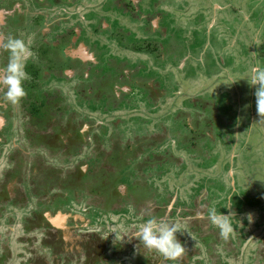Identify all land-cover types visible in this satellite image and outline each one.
<instances>
[{
	"label": "rangeland",
	"instance_id": "rangeland-1",
	"mask_svg": "<svg viewBox=\"0 0 264 264\" xmlns=\"http://www.w3.org/2000/svg\"><path fill=\"white\" fill-rule=\"evenodd\" d=\"M154 1L158 2L161 0ZM167 1L168 3L163 4L162 7L167 11L168 15L166 19H169L171 23L168 29L169 31L167 30V32H171L172 34L166 35L165 38L167 42H169L173 35L174 38L180 40L183 46L182 55L186 57L185 60L188 63L186 68L178 69L176 63V65H174L166 61L165 63L155 62L154 57L149 53H133L131 55L132 60H134L135 56H138L142 58L141 60L146 62L145 69L146 71L148 70V73L141 70V66L138 68V70H141V75L154 76V73L151 71L157 73L154 81L146 83L152 87L150 96H153L156 102L147 95L146 89L149 90V88L143 86L145 89L141 88L142 92L139 91L137 87H134L131 91L132 96L130 95V100L131 97H133L132 101L122 102L127 103L129 106L122 104V108L120 109H116L119 106L116 108L111 106L109 107L110 112L106 114L102 112L103 103L96 104L93 106V110H91V108L77 101L74 102V95L71 90L67 89L69 84H62L69 83L67 82L68 79L65 82L61 81L62 83H60L59 80H55V78L50 79L44 85L45 87L43 90L45 92L48 91L46 89H48L47 86H49V84L57 87L58 90H63L61 91L62 94L67 98V103L70 104L67 111H84V114L88 117L89 121H87L86 118L83 121L85 123L82 124L83 133L88 130L87 122H90V124L92 122H100V127L96 131L93 130L95 134L92 137L90 136L91 139L83 147V154H79L78 158L67 155L68 157L62 160V162L55 161L50 156H44L42 158H44L46 164L60 166L59 169L55 168V171L60 173L61 179L64 181L66 175L69 174V172H64L67 166L75 167L78 165V169H82L80 173H83V170L86 169L87 172L95 174L100 162H105L106 166L112 169L115 162H122V159H125L128 168L125 173H120V176L124 175L125 183L132 185H127L125 188L120 189L121 193H125L126 189L130 192L131 186L134 188H142L146 183L145 188L147 192H144L147 196L145 199L149 200V202L157 200L155 197L164 198V195L173 194V197H175L173 201L181 204L178 210L182 214H175L173 216L168 215L164 219L169 223L181 220L178 223L181 224L182 229L186 230L178 232L177 237L184 244L185 252L190 245L194 244L190 236L192 229L189 223L191 225H198L203 222L204 226L208 225L211 228H216L217 226L211 223L208 216L211 208L215 207L218 214L220 212L224 214L235 212L236 216L234 214L230 217V220L237 230L235 238L237 237L240 240V242H237L240 247L237 248L238 253L235 255L236 251H233L230 256H226L219 242L216 244L215 251H218L219 256H221L220 264H250L253 251L257 245L261 243L264 236V117H260L257 112L256 97L254 95L255 87L250 86L247 79L242 77L247 74L249 66L256 60H259L261 65L264 66V8L261 7L262 4L264 5V0ZM250 3H252V5H249ZM216 4H218V7H223L225 9L224 12L218 11L216 13ZM93 6L97 7L98 11L101 12L102 0H95ZM108 6L110 5H107V7ZM208 6H210L211 11L209 8H205ZM237 8L240 9L241 13L235 10ZM225 12L227 14L237 12V16L240 20H243V18L240 17L241 14L248 16L249 12L251 19L245 22H251L253 27L250 32L248 30L249 26L243 27L241 23L235 28L228 24L231 23L230 18L221 17L226 15ZM216 15H219L217 17L218 20L215 18ZM114 17L116 19L117 15H114ZM106 20L110 23L108 18H106ZM116 21L118 25L123 26L128 24V27L132 29V31L137 29V33H139L138 28L139 25H141L139 22L131 23L127 16L119 17ZM164 25L167 27V23ZM88 27L91 30L90 23ZM209 29L211 31L207 32ZM2 30H4V28ZM244 31H248L245 36L249 37V42L245 45V48H241L240 45L237 44L236 39H238L239 35ZM132 35H135L133 36L135 39L145 37L154 39L159 37L154 33L147 35L145 32L140 35H136L134 32ZM255 38H257L256 43L253 41ZM98 39L100 42L102 41L104 43V46L114 45L111 42H107L106 36L99 35ZM111 52L117 53L118 49H112ZM179 52L180 51H178V55ZM100 57H105L103 52H101ZM101 68L99 72L103 69L112 70L111 61H108L106 58L104 66L102 67L101 65ZM93 80V75H91V77L86 80L84 87L88 85L87 83L93 82ZM156 80L159 81L158 85L153 84ZM233 80L237 81L232 82ZM156 87L159 92L156 91ZM90 95L92 94H88L86 97ZM127 95L128 94H125V98ZM92 98L96 99L94 95H92ZM197 98L211 100L215 110L223 114L221 127L216 130L213 129L212 139H207V143L203 141L200 142L205 153H201L196 147L188 148L187 144L180 141V139H185L186 141L187 138L185 137V128L181 127L182 118L179 117L180 115L185 116L187 112L189 114L194 112L196 107H193V104L188 101L196 103ZM31 119L34 120L33 118ZM12 120L14 121V125L11 128L12 131H10V134L14 136L9 141H13L15 145H18V143L24 141L25 134L23 137L24 130L22 128H25L26 119L16 113L13 115ZM191 120L190 127L188 125L190 120H188V117L185 118V122H188V128L196 130L198 117ZM113 121H121V128L124 130L126 136L125 142L127 143V147L125 148L120 134L116 133V131H112V135L110 134V136H108L110 133V129L108 128ZM32 122L35 127L39 126L35 124L34 121ZM47 122L48 121H46V124L44 123L42 125V128L46 130L50 124ZM103 123L108 126V128H106L108 130H105V132H103L101 127ZM91 132L92 129L89 130L86 136ZM19 133H21V135ZM28 133L31 132L28 131ZM134 133L137 134L135 138ZM210 134H212L211 129ZM70 135L71 133L68 132L66 137L70 138ZM145 135L146 137H143ZM191 138L188 139L190 140ZM145 141L146 145H143L142 143H145ZM199 141L200 140L195 141L196 144L199 143ZM13 142L6 143L4 147H1L3 150L2 153H0L1 190L5 191V193H3L5 197L17 196L24 190L26 193L24 197H20V199L25 200L21 206H14V208H12L10 206L12 203L9 200L8 203H5V206L2 207V210L0 208V215H2L0 217L1 252L7 251V243H9L11 247L13 241L9 240L12 238L11 231L9 229L3 231L1 228H6L7 226L13 227L12 230H14L15 237L19 236L20 233L28 234L29 230L27 228L23 231L24 233L22 232L23 224L26 222L25 218L28 217L27 219H29L32 217V223L37 221L36 217L39 215V219L41 217L46 219V217L48 218L49 215H52L51 211L53 207L48 208L51 211L46 213L45 210L47 208H44L46 207L45 203H42L41 206L39 204L42 201L47 202L49 197L51 198V196L55 195L54 198L49 201L51 203H53L52 200L60 202V209L62 210H53L52 213L56 212L58 215L60 213L67 215V217L64 215V217L57 216L55 218L54 222L57 220V222H59V227H66L68 224L65 223L72 224L73 221H75L72 219L77 217L78 219H83V221H80L81 223L87 221L86 219H90L92 224L93 222L98 223V225L95 224L92 226L95 228L91 227L95 229L92 230V233H97V236H100V240H107V242H100L98 244H96V241L93 242L97 245L96 250H101V253H104L108 257H104L103 260L99 259L98 261L100 264H108L109 261V263L112 261V264L144 263V259L137 258V262L134 261L135 258L132 260L133 256H130L131 254L129 252L132 251V247H135L133 244L136 245L138 241L132 240V244L129 237L131 233L135 231V224L148 219L146 216L142 214L140 216L132 215L130 208H128V212H124L126 213V217L124 218L121 217L122 214L113 212H96L98 214L88 213L86 208L88 205L83 203L81 206L79 200H75V202L72 199L73 197H68L69 191L65 189L67 184L64 182L62 183L61 194H51L52 192H47L45 196L41 197V190L38 189L39 186L36 185L33 186V188L29 183L31 179H34L33 177H36L40 179L44 187H50L48 185L49 182L46 180L48 176H44L43 174V176L41 175L42 177L39 176V164L42 162V159L38 162L31 161L26 164L25 174L21 177L23 179L17 181L15 173L10 174L8 178L4 179V170L10 166L6 156L12 150ZM139 144L147 148L136 153L134 151H136ZM129 146L131 147L129 148ZM76 148H78V146H76ZM92 148L95 149L96 152H100L101 150V153L95 155L92 153ZM127 148L129 149L127 150ZM116 149L123 151L120 152ZM81 151L82 150L79 152ZM112 151H115V154L119 152V154L114 155L113 153V157L111 155ZM54 156H56V154H54ZM58 159L61 158L58 157ZM136 164L138 165L135 167ZM22 166L24 167V163H22ZM64 173H66V175ZM142 173H144L143 177H141ZM138 176L141 179H135V177ZM70 184H73V181H70ZM120 186L124 187L125 185L120 184ZM78 187V185L73 187V190L76 191ZM7 192L10 193V195H8ZM71 199L75 205L71 204ZM14 201L15 199L13 198L12 202ZM56 205L55 203L54 207H56ZM229 205H231L229 208H225ZM197 213H200L201 216L197 217ZM249 213L252 215L251 222L248 220ZM177 215H179L181 219ZM187 220H189V222H187ZM239 220L242 222V227H236L240 222ZM121 225L125 227L131 226L132 228L131 232L129 231V235H125L122 240L120 238L123 235L122 231H118L117 236L115 232H112ZM76 233L77 231L75 230H65L64 233L61 232L64 238L67 237V235L73 236ZM39 235L40 234L37 233V236ZM209 238L210 239L204 243L196 240V242H200L202 250L200 252L197 251L198 253H195L191 259H188L189 261L193 263L197 261L201 262L202 258L204 259L205 256H208L206 254L207 249L211 248V245L215 242L213 235L210 233ZM28 240H30V238L20 239L21 242ZM13 243L18 247L17 250L23 247L20 245H24L17 240L13 241ZM36 243L39 242H35L37 252L39 250V245ZM26 245H28V243H26ZM27 247L29 249L27 252L30 255L28 263L40 264L38 256L32 254L33 249L30 248V246ZM137 251L138 248L136 247L133 253ZM46 252L48 255H52L53 251L47 246ZM46 252L43 250L39 252V254L46 258L48 257ZM151 253H154V258L149 261L150 263L156 261V256L159 254L154 250L150 251L145 248V256L147 255L145 258L149 259ZM61 254L64 257L67 255L65 253ZM80 254L81 252L77 254L71 253L74 260H79ZM110 254L115 255V257L110 258ZM160 257L163 258L162 256ZM1 258L2 257H0V261ZM212 258H215V256H212ZM23 259L24 258L21 256L18 258L20 264H23ZM11 262H15L13 257L11 258ZM67 262L66 260L62 262V264H69ZM167 264L172 263L167 260Z\"/></svg>",
	"mask_w": 264,
	"mask_h": 264
},
{
	"label": "flooded vegetation",
	"instance_id": "flooded-vegetation-1",
	"mask_svg": "<svg viewBox=\"0 0 264 264\" xmlns=\"http://www.w3.org/2000/svg\"><path fill=\"white\" fill-rule=\"evenodd\" d=\"M94 2L95 0H0V44L6 43L7 39L10 36H15L25 41L30 52V57L26 61L25 68L26 72L29 74V79L24 84L26 90L25 97H23L16 105L0 102V116L3 119V123L2 125H0V153H2L3 151L1 147H4L6 143L13 142L9 141L14 136L13 134V136H11L10 134V131H12L11 128L14 125V121L12 120L13 115L17 113L18 115L23 116L26 119L25 128H22L24 130L22 136L24 137L25 134L24 141L18 143V145H15L13 142L12 150L6 156L7 161L10 163V166H8L4 170V179L8 178L12 173L16 174L17 181L23 179L21 177H23L25 174L26 164L31 161L38 162L40 159H42V162H40L39 164V176H48L46 180L49 182L48 185L50 187H44L40 179L36 177H33L34 179H31L29 183L32 187L36 185L39 186L38 189L41 190V194L39 193L41 197L45 196L47 192H52L51 194H61L60 191L61 187L63 186V182L65 184H70V181H73V184L70 185H76V183L80 182L82 176V174L80 173L82 172V169H78V165H76L75 167L67 166L65 168L66 171L64 172H71L68 175L64 173L66 175L65 178L63 177L65 179L64 181L63 179H61L60 173L58 171H55V168L59 169L60 166H53L51 164L49 165L48 163L46 164L44 162V158L42 157L50 156L55 161L59 162H62V160L68 157L67 155L78 158L79 154H83V147L91 139L90 136L92 137L95 134V131L100 127V122H92L91 124L90 122H87L88 130L83 133L82 124L85 123L83 121L86 118L87 121H89L88 117L84 114V111H67L70 104L67 103V98L63 96L61 92L63 90H58L57 87L49 84V86H47L48 89H46L48 91L45 92L43 90L45 87L44 85L50 79L55 78V80H59L60 83H62L61 81L65 82L68 79L67 82L69 83L62 84H69L67 89L71 90L72 94L74 95V102L77 101L78 103L91 108V110H93V106H95L96 104L103 103L104 105L102 107V112L106 114L107 112H110L109 108L106 107V98L108 97H114L116 101H119V98H121V96L123 95L124 99L120 102L119 107H115L116 109H120L122 108V104H125V106H129L127 103L122 102L132 101L133 97H131L130 100V95L134 87H137L139 91H142L141 88H149V90H146L147 95L150 96L152 87H150L149 84L146 83L149 81H154L156 79L157 73L155 71H151L154 73V76H147L145 74L141 75V70L145 71V73H148V70L146 71L145 69L146 62L141 60L142 58H139L138 56H135L134 60H132L131 55L133 53H149L154 57L155 62L165 63L166 61L167 63L170 62L174 65L177 64L176 66L178 69L186 68V66L188 65L185 60L186 57L182 55L183 46L181 45L180 40L174 38L173 35L172 39H170L169 42H167L165 38L166 35L172 34L171 32H167L171 23L169 22V19H166L168 13L162 7L163 4L168 3L167 0H161L158 2H155L154 0H102L101 12L98 11L97 7L93 6ZM153 2L155 3V5ZM107 5L110 6L107 7ZM216 5V13L218 11L224 12L225 9L223 7H218V4ZM249 5H252V3H250ZM262 5L261 7L264 8V5ZM205 8H209L211 11L210 6ZM235 10L238 11V13L240 12L239 8ZM238 13H226V15H223L221 17L230 18L231 23L228 24L232 25L234 28L240 23L243 27L249 26L248 30L250 32L253 26L251 22L247 23L245 21H250L251 15H249V12L248 16L241 14L240 17H242L243 20H240L237 16ZM114 15H117L116 19H118L119 17L127 16L129 17V22H139L141 24L138 28L139 33H137V29L132 31V29L128 27V24H125L123 26L118 25ZM218 16L219 15H216V17H214L217 18ZM106 18L109 19L110 23L107 22ZM153 20L155 21V25ZM165 22L167 23V27H165L164 25L166 24ZM89 23L91 25V30L88 27ZM3 28L4 30H2ZM210 31L211 30L209 29V31L207 32ZM134 32L136 35H140L143 32H145L147 35L154 33L159 37L154 39H148L147 37L135 39L133 37L135 35H132ZM247 32L248 31H244V36L243 33H241L239 35V38L236 39L237 44L240 45L241 48H245V45L249 42V37L245 36ZM99 35L106 36L107 42H111L114 45L104 46V43L102 41L100 42V40L98 39ZM253 41H255L256 43L257 38H255V40ZM112 49H118L119 53L111 52ZM178 51H180L179 55ZM101 52L104 53L105 57H100ZM106 58L108 61H111L112 70L103 69L104 71L102 70L101 72H99V70L102 69L101 65L102 67L104 66V61ZM7 62L8 52L0 47V69H2L7 64ZM140 67L141 70H138V68ZM91 75H93L94 78L93 82L87 83L88 85L84 87L86 80L91 77ZM158 82L159 81L156 80L155 82H153V84L158 85ZM107 88L110 90V92H106ZM156 91L159 92L157 87ZM88 94L94 95L96 99H93L92 95L86 97V95ZM125 94H128L126 98ZM57 96H59V99L55 100ZM0 97H2V92H0ZM150 98L154 102H156V100L153 99V96H150ZM44 99H46V102L53 100L56 104L55 107L57 110L60 111V109H62L60 111L62 113L63 110H66V113H69V115L63 118L62 116H60V113L54 112L55 114L54 116H52L53 119L46 114L43 122L38 121L37 117H35L30 110V108L32 107L31 104L36 102L40 107L41 104L44 103ZM116 101L114 102L117 105L118 102ZM39 111L42 112V114H45L46 112L44 106H42ZM186 114L189 113L187 112ZM201 114L202 112L200 111V115ZM202 117H198L197 127ZM31 118H33L34 120H32ZM31 120L39 126L35 127L34 123ZM188 120H190L189 117ZM46 121L50 123L47 127V130L42 128V125L44 123L46 124ZM66 122H68L69 124ZM190 125L191 124L189 122V126ZM121 126V121H113L109 128L104 123L101 127L103 132L110 129V133L108 136H110V134L112 135V131H116V133L120 134L121 139L123 140V146L125 148L127 147V143L125 142L126 136ZM90 129H92V132L86 136ZM210 129L211 126L209 125L207 133L210 132ZM192 130L194 131V129ZM28 131H30L31 133H28ZM68 132L71 133L70 138L66 137L68 135ZM19 134L21 135V133ZM143 137H146V135ZM76 146H78V148H76ZM130 147L131 146H129V148ZM129 148H127V150ZM80 150L82 151L79 152ZM123 150L119 151L122 152ZM113 153L114 155L119 154V152L115 154V151H112V156ZM54 154H56V156H54ZM58 157H60L61 159H58ZM22 163H24V167L22 166ZM83 171L85 173L87 172L86 169H84ZM67 176H69V178ZM145 184L142 188H137L138 190L133 188L134 193L138 194L139 196L141 195L143 198H146L147 194L144 191L147 192V189L145 188ZM1 187L2 184H0L1 210L2 207L5 206V203H8L9 200L13 204L10 205L12 208H14V206H21L17 201L19 200L18 195L13 197H5V195H3L5 191L1 190ZM120 187L121 186L119 184L116 188L120 191ZM125 187L126 186H124L123 188ZM127 192L128 190L126 189L125 193L122 194H127ZM7 194L10 195V193L8 192ZM1 195L4 197H2ZM54 196L55 195L51 196V198L49 197V199L47 197V202L42 201L39 204L38 201V204L40 206L42 203H45L46 207L44 208H47L45 210L46 213H48V211H51L50 209H48L50 207H53L52 211L62 210L60 209V202L52 200L53 203H51L49 201L53 199ZM13 198L15 199L14 202H12ZM72 199L74 201L79 200L80 205L83 204L82 190L81 193L77 192V196L75 197V199ZM72 199L71 204L74 203ZM155 199L157 200L147 203L145 205V208L149 210L154 209L155 211H157V209L163 204L161 200L163 198L155 197ZM55 203L57 204L56 207H54ZM170 206L171 204L168 206V209L170 208ZM178 209L179 208H177V210L171 214L167 213L164 217H155L158 219H164L168 215L173 216L175 214H181ZM52 211V215H49L48 218L46 217L47 220L43 217H41L42 219H39V215L36 217L37 221L31 223L32 217H30L29 219H27L28 217H26V222L25 224H23L22 232L27 228L29 230L28 234L20 233L19 236L15 237L14 230H12L13 227L7 226L6 228H1L3 229V231L7 229L11 231L12 238L9 240H17L24 245H20L23 247H20L19 250H17L18 247L14 245L13 241L11 243V247L9 243L6 242L8 244V249L5 252L0 251V257H2L0 264H20V261L18 260L20 256L24 258L22 260L23 264H30L28 263V258L30 257V255L27 252V250L29 251L27 246H30V248L33 249L32 254L38 256L40 264H62V262L66 260L69 264H100L98 260H103L104 257H107L104 253H101V250H96L97 245H95V243L93 242L96 241V244L100 242H107V240H100V236H97V233H92V230H95L92 229L95 228L92 226L95 224L98 225V223L93 222L92 224L90 219H86L87 221H84L85 223H81L80 221H83V219H78L77 217L72 219L75 220L72 224L65 223L68 225L64 227L66 228L64 229L63 227L61 228L58 226L59 222H57V220L55 222L54 220L57 216L64 217L65 214L60 213L58 215L56 212L52 213ZM146 211L147 210H144L142 214ZM1 216L2 215H0V217ZM65 216L67 217V215ZM177 216L181 219L179 215ZM179 221L181 220H178V222ZM187 222H189V220H187ZM198 225H201V227H205L203 225V222ZM196 226L197 225L194 224L192 225L194 230L192 229L190 235L194 244L190 245V247L186 250L185 255L178 262H169H171L172 264H220L221 256H215L216 254H219L218 251H215V247L218 242L222 245L221 247L226 256H230L233 251H236L235 255L238 253L237 248L239 247V245L236 241L238 240V238H235V235H237V231L235 230L236 233L235 231H233L230 234V236H233V241L232 243H229L225 240H222L221 233L218 236L215 229V231L213 232V238L215 242L211 245V248L207 249L206 254L208 256H205L204 259L202 258L201 262L197 261L193 263L189 261L188 259H191L195 255V253H198L202 250L200 247V242H205L202 238V234L199 231L198 232L200 235L197 234ZM65 230H75L77 231V233L73 236L67 235V237L64 238L61 232L64 233ZM37 233H39L40 235L37 236ZM21 238H30V240L21 242ZM196 240H199L200 242H196ZM36 241L39 242L36 243L37 245H39V250L37 252L35 247ZM261 242L263 246L264 236ZM26 243H28V245H26ZM47 246L52 249V255H48V253L46 252ZM43 250L46 252L48 257L45 258L43 257V255L39 254V252H42ZM78 252H81V254L79 255L80 258L79 260H74L71 253L77 254ZM211 252L215 253V255H212ZM61 253H65L67 255L64 257ZM252 255V257H254V254ZM212 256H215L216 259L212 258ZM12 257L15 261L14 263L11 262ZM113 257H115V255L110 256V258ZM132 258V260H134L135 257L133 256ZM262 260L263 261L259 264H264V256ZM164 261L165 262L156 260L151 264H167V259H165ZM186 261L189 262L185 263ZM109 262L108 264H112V261L111 263ZM250 264L253 263L251 262Z\"/></svg>",
	"mask_w": 264,
	"mask_h": 264
},
{
	"label": "trees",
	"instance_id": "trees-1",
	"mask_svg": "<svg viewBox=\"0 0 264 264\" xmlns=\"http://www.w3.org/2000/svg\"><path fill=\"white\" fill-rule=\"evenodd\" d=\"M106 92H110V90L107 88ZM32 94V93H31ZM59 96L56 97L55 100H58ZM107 102H106V107H118L120 102L124 99L123 95L121 96V98H119V101H116L114 97L111 98H106ZM118 100V99H117ZM118 102V104L116 105V103L114 102ZM189 103L193 104V107L195 106L196 109L194 110L193 113L191 114H186L185 116L180 115L179 118H182L181 122L182 125L181 127L185 128L184 130L186 135L185 137L187 138V140L185 141V139H180L181 142H183L184 144L188 145V148H192V147H196L198 148L201 153H205V150L202 149L201 143L200 142H204L207 143L206 140L207 139H212V135H213V129H218L221 127V122H222V116L223 114H221L220 111L215 110V108L213 107V104L211 102V100L206 99V100H202L200 98H197V102L193 103L191 101H188ZM206 103V105H205ZM55 102L49 101L46 102V99H44V103L41 104V106L39 107V105L34 102L31 104V112L33 113V115L35 117H37L38 121L43 122L44 121V117L47 114L49 117H51L53 119L52 116H54V112L60 113V116H62L63 118L67 115H69V113H66V110H63V113L60 112L62 109L57 110L55 107ZM116 105V106H115ZM44 106L46 112L45 114H42V112H40L39 110L41 109V107ZM201 109V110H200ZM200 111L202 112V116L200 115ZM189 117L191 122V119L197 118V117H202L198 123V127L196 128V130H191L188 128L187 126V122H185V118ZM211 123V124H210ZM189 125V124H188ZM211 126V131L212 134H210V132L207 133L208 131V126ZM136 133H134V138L136 137ZM182 135V134H180ZM192 137V138H191ZM141 138V137H140ZM188 138H191L190 140ZM200 140L199 143L196 144L195 141ZM143 145H146V141L145 143H142ZM143 145L139 144V146L137 147L136 153H138L139 151H143L144 149H146L147 147H143ZM92 153H94L95 155H99L100 152H96L95 149H91ZM98 157V156H96ZM138 164L135 165V167ZM109 166H106L105 162H100L99 166H97V172H95V174H92L90 172H83L81 173V180L79 183H76V185H70L67 184V186H65V189H68L69 193H68V197L71 196L73 198H75L77 196V193H81V190L83 192V203L85 205H88L87 208V212L88 213H92V214H98L96 212H113V213H120L122 214L121 217L124 218L126 217V213L124 212H128V208H130L131 210V214L135 215V216H140L142 214V212L144 210H147L146 212H144L142 215L146 216L147 218H151V217H164L167 213H173L177 210V208L181 207V204H179L178 202H174L172 204L171 200H173V194H168V195H164V198L162 199V206H160L157 211L153 210H149L145 208V205L147 204V202L149 203V200H146L145 198H143L141 195L139 196L138 194L134 193L133 190V186L130 187V192H127V194H122L116 187L119 184H123L125 186L127 185H132V184H126L125 183V177H123L124 175L120 176V173H125L128 166H126V162L125 159H122V162H115L114 166L112 169L108 168ZM69 171V170H67ZM71 172V171H70ZM69 172V173H70ZM143 174L141 175V177H143ZM127 176V175H126ZM69 178V176H67ZM135 179H141L139 176L135 177ZM116 180V181H115ZM79 186L78 189L75 191L73 190V187L75 186ZM136 190L137 187H135ZM138 192V191H137ZM25 190L21 191L20 194H18L19 200L18 204L21 205L23 203V201H25L24 199H20V197H24L25 194ZM76 193V194H74ZM151 202V201H150ZM153 202V201H152ZM16 204V203H15ZM127 204V205H125ZM171 204L170 208L168 209V206ZM131 205V206H130ZM91 206V207H90ZM143 209V211H142ZM183 209V208H182ZM183 211V210H182ZM181 213V212H180ZM182 214V213H181ZM189 226L191 227V229H193L192 225L189 224ZM234 227V231L235 226ZM210 228V229H208ZM216 228H211L208 225L205 227H201V225H197L196 226V231H199L202 234V238L204 241H208L209 240V233L211 235H213V232L216 229V234L221 233L220 229ZM130 228V232H131ZM194 230V229H193ZM237 231V230H236ZM235 231V233H236ZM199 232H197L198 235ZM132 240H136V239H131V243ZM222 240H225L226 242L232 243L233 239L232 237L229 235L228 237H224L222 236ZM237 242H240V240L238 239ZM133 244V243H132ZM135 247H132V251L129 252L130 256H134L135 257V262H137V258L140 259H144V263L143 264H151L149 261L150 259L154 258V253L150 254L149 259L145 258V248L143 247V245L139 244V242L135 244H133ZM142 246V247H141ZM136 247L138 248V251L133 253V250L136 249ZM137 253V254H136ZM212 255H215V253L211 252ZM254 257L251 258V262L253 264H259L260 262H262L263 260V256H264V246H262V242L257 245V247L255 248V250L253 251ZM215 256H219V254H216ZM157 260H161L163 262H165L164 257L161 258L160 256H156ZM142 259V260H143ZM146 259V260H145ZM148 259V261H147ZM146 261V262H145Z\"/></svg>",
	"mask_w": 264,
	"mask_h": 264
},
{
	"label": "clouds",
	"instance_id": "clouds-1",
	"mask_svg": "<svg viewBox=\"0 0 264 264\" xmlns=\"http://www.w3.org/2000/svg\"><path fill=\"white\" fill-rule=\"evenodd\" d=\"M0 47L8 52V62L0 69V92H2L0 102L16 105L26 95L24 84L29 79V74L25 68L30 52L25 41L15 36H10L6 43L0 44ZM242 78H246L248 84L255 87L257 112L260 117H264V66L256 60L249 66L247 74ZM235 81L237 80L232 82ZM234 214L235 212L218 214L216 208L213 207L209 210L208 216L211 223L220 229L221 235L228 237L234 231L230 220ZM200 216L201 214L197 213V217ZM248 220L252 221L251 213L248 214ZM239 221L236 227H242V222ZM130 228L131 226L121 225L112 232H115L117 236V232L122 231L123 235L120 237L122 240L125 235H129ZM183 230L186 229H182L180 223H169L163 218L151 217L136 223L135 231L131 233L129 239L134 238L144 248L156 251L169 261L178 262L185 255V246L177 237V233Z\"/></svg>",
	"mask_w": 264,
	"mask_h": 264
},
{
	"label": "water",
	"instance_id": "water-1",
	"mask_svg": "<svg viewBox=\"0 0 264 264\" xmlns=\"http://www.w3.org/2000/svg\"><path fill=\"white\" fill-rule=\"evenodd\" d=\"M2 123H3V119L0 116V125H2ZM120 188L122 189L123 187L121 186Z\"/></svg>",
	"mask_w": 264,
	"mask_h": 264
}]
</instances>
